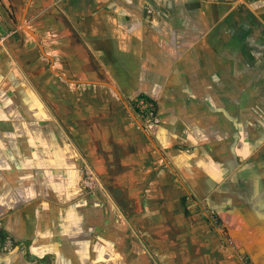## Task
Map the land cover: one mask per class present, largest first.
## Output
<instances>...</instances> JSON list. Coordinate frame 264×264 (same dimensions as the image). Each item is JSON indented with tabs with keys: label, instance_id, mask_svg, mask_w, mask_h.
Wrapping results in <instances>:
<instances>
[{
	"label": "crops",
	"instance_id": "crops-1",
	"mask_svg": "<svg viewBox=\"0 0 264 264\" xmlns=\"http://www.w3.org/2000/svg\"><path fill=\"white\" fill-rule=\"evenodd\" d=\"M57 1L72 22L64 18L71 28L61 19L52 23L58 30L47 36L53 67L91 69L92 80H104L106 74L124 97L143 94L156 101L159 123L152 130L163 145L195 146L202 153L179 160L185 178L190 179L186 167L191 161L206 162L205 152L226 160L259 153L264 173V0ZM35 3L41 15L55 8L53 0ZM44 24L39 22V31L29 28L35 36L30 35L45 40ZM61 27L84 37L80 50L56 48ZM12 32L14 46L10 43L8 49L0 41V225L16 240L14 246L36 259L29 261L34 264L44 255L55 256L56 249L69 248L67 227L57 230V237L65 234L57 241L55 229L60 217L74 212L77 143L65 138L48 100L20 81L23 69L12 67V50L22 39ZM59 50L70 55L64 59L67 68L61 67ZM74 106L59 101L54 110L69 114ZM221 149L227 154H219ZM40 247L47 250H33ZM29 263L27 257L0 256V264Z\"/></svg>",
	"mask_w": 264,
	"mask_h": 264
},
{
	"label": "rangeland",
	"instance_id": "rangeland-1",
	"mask_svg": "<svg viewBox=\"0 0 264 264\" xmlns=\"http://www.w3.org/2000/svg\"><path fill=\"white\" fill-rule=\"evenodd\" d=\"M28 1L0 0V41L9 49L16 34L12 31L23 37L12 50V67L17 64L23 69L20 81L48 100L47 108L59 121L65 138L73 144L75 139L79 176L74 212L69 210L67 218L60 217L55 229L57 241L65 235L57 237V230L64 232L67 227L69 248L56 249L55 256L44 255L34 264H264V173L257 161L259 153L251 159L230 156L226 160L205 152L206 162L191 161L186 167L190 179L185 178L179 160L184 154L194 159L199 149L164 146L152 130L159 121L157 115L148 116L149 100L139 95L119 97L103 84H113L106 74L98 84L88 76L91 69H55L47 36L58 31L52 23L67 19V11L60 10L57 0H53L55 8L42 15L34 0L29 4L23 22L38 31L39 22H45L47 31L44 36L41 33L45 40L40 41L21 25ZM61 28L56 48L68 50L66 46L72 45L80 50L84 37L76 30ZM0 47L3 50L1 43ZM59 53L61 67L67 68L64 59L70 55ZM82 63L79 58L77 64ZM139 98L150 105L138 107L135 101ZM59 101L76 106L69 114L64 110L57 113L54 106ZM219 154L227 151L221 149ZM209 159L215 162L208 163ZM185 209L189 215L184 214ZM208 209L220 217L222 225L212 224ZM206 215L209 220L203 217ZM7 236L10 239L0 249V256L27 257V263L36 260ZM42 249L33 250H47Z\"/></svg>",
	"mask_w": 264,
	"mask_h": 264
},
{
	"label": "trees",
	"instance_id": "trees-1",
	"mask_svg": "<svg viewBox=\"0 0 264 264\" xmlns=\"http://www.w3.org/2000/svg\"><path fill=\"white\" fill-rule=\"evenodd\" d=\"M16 36H19V35H16ZM140 97H143L145 98V96L143 94H139ZM149 100V103L151 104L149 109L148 110H151L153 115H157V110H158V105H157V102L156 101H153L152 99H148ZM137 110V109H136ZM142 118V117H141ZM182 201L184 203L185 201V198L182 197ZM208 212L210 214V218L213 220L212 221V224L216 225V226H219V225H222V220L220 219V217L212 210L208 209ZM184 214L185 215H189L188 211L185 209L184 210ZM205 217V219L209 220L210 218L206 215V216H203ZM8 234L6 233V231H4V229L0 228V249H3L5 247V244L7 243L8 238L7 239V236ZM15 245V243H14Z\"/></svg>",
	"mask_w": 264,
	"mask_h": 264
},
{
	"label": "built area",
	"instance_id": "built-area-1",
	"mask_svg": "<svg viewBox=\"0 0 264 264\" xmlns=\"http://www.w3.org/2000/svg\"><path fill=\"white\" fill-rule=\"evenodd\" d=\"M204 1L212 2V3H229L230 4V3H240L242 0H204ZM137 105H138V107H142L145 109L150 104H148L145 100L139 98V99H137ZM147 113H148V116L150 118L155 117V115H153L151 110L150 111L147 110ZM0 228H1V226H0Z\"/></svg>",
	"mask_w": 264,
	"mask_h": 264
},
{
	"label": "water",
	"instance_id": "water-1",
	"mask_svg": "<svg viewBox=\"0 0 264 264\" xmlns=\"http://www.w3.org/2000/svg\"><path fill=\"white\" fill-rule=\"evenodd\" d=\"M24 13H25V9H24ZM24 13L22 14V19H21V25H22V27L28 32V33H30V34H32L33 36H35V34L28 28V27H26V25L24 24V22H23V15H24ZM94 82H99V81H94ZM103 84H106V85H108V86H110L115 92H116V94L120 97L121 96V93H120V91H119V89L115 86V85H112V84H109V83H103ZM126 106H127V104H126ZM137 121V120H136ZM142 128V127H141ZM115 191L116 190H114L113 191V193L115 194ZM116 195V194H115Z\"/></svg>",
	"mask_w": 264,
	"mask_h": 264
},
{
	"label": "bare ground",
	"instance_id": "bare-ground-1",
	"mask_svg": "<svg viewBox=\"0 0 264 264\" xmlns=\"http://www.w3.org/2000/svg\"><path fill=\"white\" fill-rule=\"evenodd\" d=\"M135 103L137 104V101H135ZM119 192H120L119 190H116V191H115V194L118 195Z\"/></svg>",
	"mask_w": 264,
	"mask_h": 264
}]
</instances>
